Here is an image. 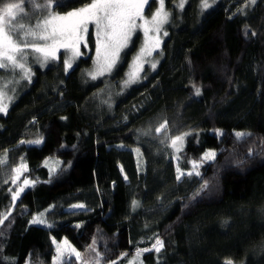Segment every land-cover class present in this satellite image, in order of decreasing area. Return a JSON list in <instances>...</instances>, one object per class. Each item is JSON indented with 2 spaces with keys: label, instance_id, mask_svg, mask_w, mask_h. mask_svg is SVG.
I'll return each mask as SVG.
<instances>
[{
  "label": "trees",
  "instance_id": "1",
  "mask_svg": "<svg viewBox=\"0 0 264 264\" xmlns=\"http://www.w3.org/2000/svg\"><path fill=\"white\" fill-rule=\"evenodd\" d=\"M91 2L60 0L66 6L52 10ZM167 2L156 68L147 64L138 83L124 86L140 33L96 79L88 75L91 34L68 71L62 51L52 65L32 66L30 82L0 71L20 81L0 113V213L8 214L0 264H52L62 239L92 258L95 239L101 264H127L156 238L161 250L142 251L137 264H264V0H221L204 14L197 0L180 12ZM165 120L170 136L190 133L178 159L154 132ZM209 151L215 159L195 169L199 176L176 179L177 166L193 171L191 161ZM21 163L26 170L12 183Z\"/></svg>",
  "mask_w": 264,
  "mask_h": 264
},
{
  "label": "snow or ice",
  "instance_id": "2",
  "mask_svg": "<svg viewBox=\"0 0 264 264\" xmlns=\"http://www.w3.org/2000/svg\"><path fill=\"white\" fill-rule=\"evenodd\" d=\"M150 0H92V2L80 9L69 11L63 15L54 13L51 9L58 6H66L60 3V0H0V71H8L11 74L19 75L20 79L31 80V68L28 65L30 55H34L36 60L45 65L49 60L57 58L59 49H64L70 53L68 59L64 61L65 70L72 69L73 62L79 58L83 53L80 51V45L83 43L87 46L85 35L87 33V25L91 22L96 28V61L94 71H90L88 75L92 79H96L100 75L110 73L117 66L120 53L123 49L127 48L131 43L132 36L138 28L143 29L145 36V46L140 49L136 56V61L145 60V57L151 55L148 48V43L152 40L150 33H159L162 26L168 23L169 13L164 10V0H158L159 8L152 14L148 20L144 19L143 10L145 5H149ZM249 3H255V0H249ZM31 6L32 15L38 16L35 23L25 25L20 23V20L31 19L29 14L25 12L24 5ZM180 7H183V0H181ZM247 5H245L246 7ZM201 7L208 9L211 5L208 0H201ZM242 11V9L240 10ZM137 19L142 20V24H137ZM163 35H167L166 32ZM254 35V33H253ZM152 43L158 47L160 41L158 39L152 40ZM145 62H147L145 60ZM151 68H156V63H151ZM141 70H143L141 68ZM138 77L133 74L130 78L126 79L124 86L128 87L131 84L138 83ZM18 83L16 80L4 81L0 77V113H6L8 105L13 101V97L8 95L9 86ZM195 95H200V89L195 88ZM168 121L160 123L154 129L158 136L163 137L161 143L166 146L175 148L177 152L180 149L177 147L178 142L190 135V133H183L181 135L170 136L168 133ZM218 132L220 130H217ZM148 133H145L147 135ZM222 134V133H221ZM237 139H243L250 135L245 132H236ZM170 141V145L168 142ZM41 141H28L27 143L39 144ZM25 143V141H22ZM137 151H139L137 149ZM215 152L209 151L203 154L198 161H191L193 171H182L177 166V177L179 181L184 177L196 175L200 173L195 171L204 162L215 159ZM178 159V157H177ZM6 163V160H0V164ZM22 169L26 170V165L21 163L20 168L15 171L19 173ZM16 178H12L11 182L15 183ZM35 183V181L31 182ZM25 186L29 184L28 180L24 181ZM207 182L201 185V188L194 194L198 196L200 191L207 188ZM24 189L20 188L19 191H12V200L15 201L20 192ZM139 206L137 201H132V207ZM74 208H84V205H74ZM43 214H40L42 217ZM3 219H0V225L8 218L6 212L0 213ZM40 217H34L32 223L43 224L44 220ZM51 227V225H49ZM64 245L67 246L68 260L74 256L80 257V253L65 240ZM96 241L93 240L92 245L89 246L90 250L94 253L91 264H101L104 259L103 255L95 249ZM163 247V241L156 238L152 249L137 250L129 260V264H137L142 251L155 250L159 252ZM65 249L57 246V261L60 264H68L65 259ZM127 256V253L122 254L121 258ZM112 264H117L113 261ZM224 264H233L231 260H226Z\"/></svg>",
  "mask_w": 264,
  "mask_h": 264
},
{
  "label": "rangeland",
  "instance_id": "3",
  "mask_svg": "<svg viewBox=\"0 0 264 264\" xmlns=\"http://www.w3.org/2000/svg\"><path fill=\"white\" fill-rule=\"evenodd\" d=\"M221 0H208V3L211 5V7H209L208 9H203L202 7H201V0H197V9H198V12L199 13H206L207 11H209V10H211L212 8H214L219 2H220ZM170 3H172V5L176 8V10L177 11H182L185 7H186V5L189 3V0H183V7H180L179 5L181 4V0H171V2ZM152 6V0H150V3H149V5H145V7H144V10H143V16H144V19L145 20H148V19H150L151 18V16H152V14L153 13H155L156 11H157V9L159 8V3H158V0H155V3H154V5L152 6V8H151V10L148 12L147 10L149 9V7H151ZM84 7V6H83ZM82 8V7H81ZM78 9H80V8H78ZM52 10V9H51ZM164 10L165 11H167L170 15H169V20H168V22H170L171 21V11H170V9H168V2H167V0H164ZM54 13H58V12H56V11H54V10H52ZM72 11V10H71ZM25 12H27L28 14H29V16L31 17V19H23V20H20L19 22L20 23H23V24H25V25H28L29 23H35V21H36V19H38L39 17L38 16H35V15H32V10H31V8L30 9H28V10H25ZM59 14H61V15H63V14H65V13H59ZM143 23V21L142 20H139V19H137V24H142ZM167 24L168 23H166V24H164L163 26H162V29H161V31L159 32V33H155V34H152V33H150V36H151V38H152V40H156V39H158L159 41H160V43H159V46L158 47H156L153 43H152V40H150L149 41V43H148V48H149V50L151 51V55H148V56H146L145 57V60L147 61V62H145V60H141V61H139V62H137L136 61V56L138 55V53L140 52V49L142 48V47H144L145 46V36H144V33H143V29L142 28H138L135 32H134V34H133V36H132V39H133V37L137 34V33H140V36H141V46H140V48H139V50H138V52L136 53V55L134 56V58L132 59V62H131V64H130V67H129V70H128V78H130V76L131 75H133V74H135L138 78L140 77V75H141V73L143 72V70L145 69V66L147 65V64H149V63H152L153 62V58H154V56H155V54L161 49V47H162V44H163V41H164V38H165V35H163V33L164 32H167L166 31V26H167ZM87 28H88V31H87V33H82L83 35H85V38H86V42L88 43V37H89V35L91 34L92 36H93V39H94V50H93V65H92V68L88 71V73L90 72V71H94V67H95V61H96V59H97V57H96V28H95V25L93 24V23H89L88 25H87ZM132 41V40H131ZM81 45H84L83 43L81 44ZM81 45H80V47H81ZM87 47V46H86ZM126 49V48H125ZM125 49H123L122 51H121V53H120V57H121V55H122V53L125 51ZM62 51V52H61ZM80 51H81V49H80ZM59 52H61L62 54H63V58H64V60H66V59H68L69 58V56H70V53H68V52H66L64 49H59V51L57 52V58L56 59H54V60H49L45 65H41V63L40 62H38L37 60H36V58H35V56L34 55H30L29 56V59H28V65H29V67L32 69V66H34V65H39V66H41V67H48V66H50V65H52L58 58H59ZM82 53V52H81ZM82 56V55H81ZM80 56V57H81ZM77 60H78V58L73 62V65L77 62ZM119 60H120V58H119ZM119 62V61H118ZM141 68L143 69V70H141ZM105 74H107V73H105ZM104 74V75H105ZM100 76H103V75H100ZM100 76H98V77H100ZM14 78H12V77H7V80L6 81H8V80H13ZM14 80H16V81H18V83H15L16 84V87L20 84V81L18 80V79H14ZM184 145H185V138L183 139V141L182 142H178V144H177V147L180 149V151L179 152H177L176 150H175V148H174V152H175V155H176V157H179V155H180V152L183 150V148H184ZM53 162H51V165H53V166H55L56 165V161L55 160H52ZM17 169V168H16ZM15 169V170H16ZM13 171V173H14V177L16 178V177H18V178H20V175H21V173H22V171H20L19 173H17L16 171ZM18 179H16V181H17ZM65 240H67V239H62L61 241H56L55 242V256H54V259H53V262H52V264H60V262L59 261H57V246L59 245L61 248H63V249H65V259L66 260H68V253H67V246H65L64 245V241ZM68 241V240H67ZM68 245H70L71 247H73V248H75L69 241H68ZM76 249V248H75ZM77 250V249H76ZM78 251V250H77ZM79 252V251H78ZM80 253V252H79ZM142 255V254H141ZM72 258H75L74 256H72ZM140 258H141V256L139 257V260H140ZM77 261H78V263L77 264H91V261H92V256L90 255V254H81L80 253V257L79 258H75ZM131 259H132V257H131ZM131 259H129V260H131ZM129 260H128V262H127V264H129ZM69 261V260H68ZM139 262V261H138ZM137 262V263H138Z\"/></svg>",
  "mask_w": 264,
  "mask_h": 264
}]
</instances>
